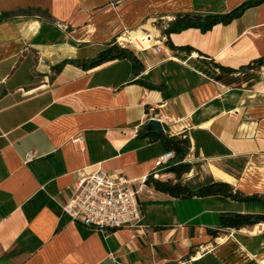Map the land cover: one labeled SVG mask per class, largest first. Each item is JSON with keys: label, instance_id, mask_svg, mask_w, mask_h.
Wrapping results in <instances>:
<instances>
[{"label": "crops", "instance_id": "crops-1", "mask_svg": "<svg viewBox=\"0 0 264 264\" xmlns=\"http://www.w3.org/2000/svg\"><path fill=\"white\" fill-rule=\"evenodd\" d=\"M244 1L0 0V264H264V223L219 221L259 206L175 198L145 180L158 170L175 182L168 167L179 162L190 164L179 179L192 191L223 181L264 197V64L246 67L264 56V2L203 33H165L177 14ZM118 38L138 73L125 58L85 67ZM149 119L186 140L160 168L171 150L143 135ZM98 170L133 182L136 227L102 230L62 210L77 177Z\"/></svg>", "mask_w": 264, "mask_h": 264}, {"label": "trees", "instance_id": "trees-1", "mask_svg": "<svg viewBox=\"0 0 264 264\" xmlns=\"http://www.w3.org/2000/svg\"><path fill=\"white\" fill-rule=\"evenodd\" d=\"M264 2V0H245L243 3L239 4V6L233 8L230 12L227 13H206V14H197V13H188V14H177L174 22L165 30L166 34H169L174 31H180L184 29H188V27L197 28L200 32H205L210 30L217 23L228 24L231 20L237 16H239L246 7L251 5H259ZM180 23V24H179ZM179 24V25H177ZM182 49L188 50L191 49L189 46L181 47ZM118 58L128 59L130 65L132 66V71L134 73H138L141 70L142 65L133 54V51L128 50V48L120 47L118 44L107 45L103 47V50L100 51L98 56L89 61L85 67H94L102 64L104 61L114 60ZM264 64V56L260 58L251 60L246 67H260ZM214 66L219 67L222 71L227 73H232L235 68H230L227 66H223L221 64L214 63ZM151 85H149L150 87ZM146 137H150L152 140H160L167 144V148L171 151L173 150L175 155L184 153V148L186 146L185 139H171L162 133L150 131L143 134ZM190 170V164L179 163L176 165H171L168 167V171L173 172L176 176V181L172 180H158L157 178H153L152 176L148 177L146 180L147 184H152L154 188L160 192L168 193L175 198H190L194 195H198L201 197H205L208 195H224L226 197L231 198L235 201H257L264 205V197H259L257 194H251V196H246L242 191L236 189L233 191V188L230 184L226 182H217L212 181L207 183L206 185L200 186L196 190H191L185 183H183L179 176ZM220 227H231V228H240V227H252V225L257 223H264V213H231V212H223L219 215ZM208 234L212 236H217L219 232L218 229H208Z\"/></svg>", "mask_w": 264, "mask_h": 264}, {"label": "built area", "instance_id": "built-area-1", "mask_svg": "<svg viewBox=\"0 0 264 264\" xmlns=\"http://www.w3.org/2000/svg\"><path fill=\"white\" fill-rule=\"evenodd\" d=\"M116 44L128 48L122 39L118 38ZM158 50L156 45L155 51ZM173 156V151L159 155L155 160L156 168L163 167ZM150 176L158 178V170L152 171ZM62 210L72 219L102 230L134 228L142 217L133 182L123 174L102 170L79 175Z\"/></svg>", "mask_w": 264, "mask_h": 264}, {"label": "water", "instance_id": "water-1", "mask_svg": "<svg viewBox=\"0 0 264 264\" xmlns=\"http://www.w3.org/2000/svg\"><path fill=\"white\" fill-rule=\"evenodd\" d=\"M146 128H147V130L152 129V130L157 131V132L163 131L162 124L156 119H149L147 124H146Z\"/></svg>", "mask_w": 264, "mask_h": 264}, {"label": "bare ground", "instance_id": "bare-ground-1", "mask_svg": "<svg viewBox=\"0 0 264 264\" xmlns=\"http://www.w3.org/2000/svg\"><path fill=\"white\" fill-rule=\"evenodd\" d=\"M141 33H142L143 36L146 38V40H148V42H150L149 45H151V43H152L151 40H152L153 37H151L149 34L146 35V32L144 33V32L141 31ZM132 37L134 38V45H136V42H137L138 45H144V43H143L142 40H141V41H139V40H135L136 37H134L133 34H132ZM149 45H148V46H149ZM148 46H147V47H148ZM136 47H137V45H136Z\"/></svg>", "mask_w": 264, "mask_h": 264}, {"label": "rangeland", "instance_id": "rangeland-1", "mask_svg": "<svg viewBox=\"0 0 264 264\" xmlns=\"http://www.w3.org/2000/svg\"><path fill=\"white\" fill-rule=\"evenodd\" d=\"M243 203V202H241ZM245 205H251L252 203L253 204H256L257 206H259L261 208V211L264 212V205L260 202H256V201H251V202H244Z\"/></svg>", "mask_w": 264, "mask_h": 264}]
</instances>
